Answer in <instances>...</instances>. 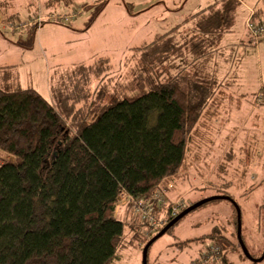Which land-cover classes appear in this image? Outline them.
<instances>
[{
    "label": "rangeland",
    "instance_id": "374dc122",
    "mask_svg": "<svg viewBox=\"0 0 264 264\" xmlns=\"http://www.w3.org/2000/svg\"><path fill=\"white\" fill-rule=\"evenodd\" d=\"M1 1L0 65L9 52L5 40L19 44L22 48H12L15 56L11 59L19 64L17 82L56 108L61 105L63 111L130 97L140 88L148 89L149 83L165 82L179 73L215 82L198 123L187 135L181 168L169 186H161L167 188L173 204L186 207L215 196L231 197L240 210L241 239L247 252L254 259L262 256L264 41L248 34L246 20L249 10L256 12L254 8H261L264 15V0H246L250 7L239 9L232 31L223 37V54L216 56L223 69L220 84L213 73V48H208L207 40H189L191 26L174 34L175 51L163 54L159 61H152L151 48L135 49L181 24L185 16L203 8L206 0ZM149 2L155 5L140 15ZM52 15L73 17L68 23L47 20ZM257 19L264 21V16ZM12 25L19 28L13 30ZM42 26L48 29L46 36L36 32ZM39 42L44 54L38 50ZM192 43L199 44L204 54L196 61L188 52ZM70 118L67 125L72 128L74 119ZM127 205L125 199L119 200L116 217L126 225L118 259L112 264H142V249L151 234L144 228V240L130 241L134 232L128 225L133 215ZM212 244L221 247L226 264H264V259L252 263L245 257L237 239L235 207L226 200L208 202L183 217L150 246L147 264H199V256Z\"/></svg>",
    "mask_w": 264,
    "mask_h": 264
},
{
    "label": "trees",
    "instance_id": "16d2710c",
    "mask_svg": "<svg viewBox=\"0 0 264 264\" xmlns=\"http://www.w3.org/2000/svg\"><path fill=\"white\" fill-rule=\"evenodd\" d=\"M239 2L228 0L222 9L214 4L135 49L151 48L152 61H159L175 51L172 40L182 24L200 16L190 39L207 40L214 49L233 26ZM188 52L195 61L204 55L195 43ZM213 87L215 82L179 73L133 96L66 112L35 90L21 88L15 73L3 68L0 264H112L126 225L116 217L119 200L124 194L149 199L162 184L169 186ZM66 117L74 119L72 128ZM165 197L166 205L155 212L161 227L146 241L179 214H171L175 204L167 188ZM128 227L134 232L130 241L144 240L146 227L135 217Z\"/></svg>",
    "mask_w": 264,
    "mask_h": 264
},
{
    "label": "built area",
    "instance_id": "2783aa9c",
    "mask_svg": "<svg viewBox=\"0 0 264 264\" xmlns=\"http://www.w3.org/2000/svg\"><path fill=\"white\" fill-rule=\"evenodd\" d=\"M75 15V14H73ZM65 16L59 17L52 15L47 17L49 21H58L68 23L67 21L73 17ZM37 22H41L38 18ZM246 27L248 34L256 40L264 41V21L257 19L254 10H249V17L246 20ZM11 29H18L19 26H10ZM166 189L162 186L158 188L155 194L149 199L144 198H131L130 196L124 194L122 199L127 201L130 205L131 213L137 221L146 227V233H153L155 229L161 227L160 221L156 218L155 212L161 210L166 205L165 197ZM183 203H177L171 207V214L176 215L180 209H184ZM197 262L199 264H226L224 261V254L221 247L217 244H212L206 247L201 255L199 256Z\"/></svg>",
    "mask_w": 264,
    "mask_h": 264
},
{
    "label": "crops",
    "instance_id": "0c3cea01",
    "mask_svg": "<svg viewBox=\"0 0 264 264\" xmlns=\"http://www.w3.org/2000/svg\"><path fill=\"white\" fill-rule=\"evenodd\" d=\"M210 1H212V2H210ZM224 0H206V5L203 7V8H200V7H198L197 8V10L196 11H194L193 13H191V14H189L188 16H185L184 17V19L181 21V23H183L184 21H185V19H190V18H192V17H194V15H196V14H198V13H200L201 11H204V10H206V9H208L210 6H212V5H214V4H216V9H222V7H223V2ZM228 1V0H227ZM162 1H160L159 3H161ZM244 2H246V0H240V2H239V5L235 8V11H234V14H233V16H234V22H233V25H234V23H235V16H236V14H237V12H239V9L240 8H242V10L244 11V9H245V11H247V8L248 7H250V6H248L247 4H245ZM152 2H149V3H147L146 5L148 6L147 8H145V9H143L139 14L141 15L142 13H146V12H148L149 10H151L152 8H153V6L155 5H151V6H149L150 4H151ZM0 4H2V1L0 0ZM156 5H157V3H156ZM40 6H41V4H40ZM252 8H254V7H252ZM256 11H257V13H258V18H260V17H263L264 15H263V10L261 9V8H258V10L256 9V8H254ZM207 13L208 12H205L204 13V16H207ZM247 13V12H246ZM127 14V13H126ZM209 14V13H208ZM248 14V13H247ZM128 15V14H127ZM129 17H130V19L132 18V20L134 19V18H136V17H133V15H128ZM201 17V16H200ZM200 17H196L195 19H193V20H191L188 24H182V26H181V28L179 29V31H177V33H180V31L182 30V28H186V27H190L191 26V28H192V31H191V37H194L196 34H195V30H193L194 29V26H195V24H194V22H196L197 20H198V18H200ZM197 23V22H196ZM179 25V24H178ZM193 25V26H192ZM233 27V26H232ZM232 27H231V29L230 30H228V31H226L225 33H223L220 37H219V40L217 41V44H216V47L213 49V54H214V58L212 59V66H213V73L215 74V79L216 80H218V82H221L222 80H223V69L222 68H220V66L221 65H219V60H218V58L216 57V56H218V55H220V54H223V44L221 45V42H222V40H223V37L227 34V33H229V32H231L232 31ZM173 28V27H172ZM172 28H170V30L172 29ZM61 30L62 31H64V32H69L68 31V29H65V28H63V27H61ZM170 30H168V32L170 31ZM47 31H48V29H46L45 27H40V29H38L36 32L38 33V35H40V36H42V35H44V36H46V33H47ZM165 33H167V32H165ZM165 33H163V34H165ZM176 34V33H175ZM160 35H162V34H159V35H156L155 36V38L152 40V41H154L158 36H160ZM190 37V38H191ZM45 38V37H44ZM189 38V39H190ZM175 39H176V36H175ZM151 41V42H152ZM5 45H6V48H8V54H6L7 56H4V62L0 65V71H3V68H10L11 69V71L12 72H14L15 73V75L17 76V79H18V73H17V70H18V67H19V64H17V63H13L12 62V60L11 59H13L12 57L13 56H15V54H14V52H12L13 50H12V48H14L15 50H18V48H20L21 46L19 45V44H17V43H10L9 41H6L5 40ZM150 42V43H151ZM178 42V41H177ZM45 44L46 45H49V41H47V40H45ZM44 44V45H45ZM149 44V43H148ZM34 45V44H33ZM145 45H147V44H140V46H136L135 48H137V47H142V46H145ZM22 48V47H21ZM38 50H39V52L41 53V54H44V48H43V43L42 44H40V42H39V44H38ZM216 57V58H215ZM14 60V59H13ZM223 60V59H222ZM221 60V61H222ZM79 65H82V64H79ZM22 88V87H21ZM24 89V88H23Z\"/></svg>",
    "mask_w": 264,
    "mask_h": 264
},
{
    "label": "water",
    "instance_id": "95a60500",
    "mask_svg": "<svg viewBox=\"0 0 264 264\" xmlns=\"http://www.w3.org/2000/svg\"><path fill=\"white\" fill-rule=\"evenodd\" d=\"M215 200H226L231 202L234 207H235V212H236V231H237V239L238 242L240 244V247L245 255V257L250 260L252 263H258L260 261H262L264 259V248H263V253L262 256L258 259H254L252 258L249 253L247 252L243 241L241 239V218H240V210L238 208V206L235 204V202L233 201L232 198H230L229 196H215V197H211L208 199H203L201 201H198L192 205H190L189 207H187L186 209L182 210L174 219H172L168 224H166L165 227H163L154 237H152L147 243L146 245L143 247L142 249V264H147V254H148V250L150 248V246L160 237H162L169 229H171L175 224H177L183 217H185L187 214H189L190 212L196 210L197 208L201 207L202 205L211 202V201H215ZM264 247V246H263Z\"/></svg>",
    "mask_w": 264,
    "mask_h": 264
},
{
    "label": "bare ground",
    "instance_id": "6f19581e",
    "mask_svg": "<svg viewBox=\"0 0 264 264\" xmlns=\"http://www.w3.org/2000/svg\"><path fill=\"white\" fill-rule=\"evenodd\" d=\"M164 227V226H163Z\"/></svg>",
    "mask_w": 264,
    "mask_h": 264
}]
</instances>
